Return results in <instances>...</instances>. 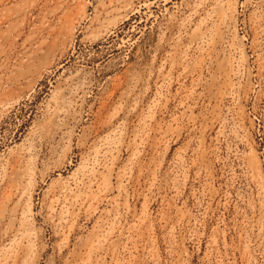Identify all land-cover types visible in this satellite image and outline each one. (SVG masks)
I'll list each match as a JSON object with an SVG mask.
<instances>
[{
  "label": "rangeland",
  "instance_id": "374dc122",
  "mask_svg": "<svg viewBox=\"0 0 264 264\" xmlns=\"http://www.w3.org/2000/svg\"><path fill=\"white\" fill-rule=\"evenodd\" d=\"M0 264H264V0H0Z\"/></svg>",
  "mask_w": 264,
  "mask_h": 264
}]
</instances>
